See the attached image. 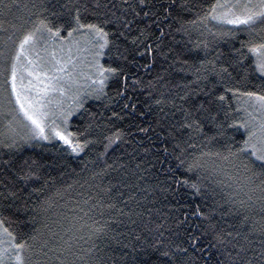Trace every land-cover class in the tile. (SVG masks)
Masks as SVG:
<instances>
[{
    "label": "trees",
    "instance_id": "obj_1",
    "mask_svg": "<svg viewBox=\"0 0 264 264\" xmlns=\"http://www.w3.org/2000/svg\"><path fill=\"white\" fill-rule=\"evenodd\" d=\"M215 3L0 0V92L24 36L48 32L43 20L68 37L77 8L81 23L109 33L102 64L119 70L68 123L91 142L82 152L29 140L0 111V224L30 246L25 264H168L163 252L196 264H264V177L259 162L237 153L247 139L244 93L264 95L248 51L264 42V25L213 19ZM7 126L16 134L4 140ZM189 236L199 238L195 251Z\"/></svg>",
    "mask_w": 264,
    "mask_h": 264
},
{
    "label": "rangeland",
    "instance_id": "obj_2",
    "mask_svg": "<svg viewBox=\"0 0 264 264\" xmlns=\"http://www.w3.org/2000/svg\"><path fill=\"white\" fill-rule=\"evenodd\" d=\"M220 2L231 5L236 0H220ZM240 2L243 3L244 0H240ZM218 21L228 23L227 20ZM98 45V39L94 38L88 29H79L73 32L72 36L66 38L40 29L34 34V42L25 46L26 55H21L17 63V89L21 91L22 95L30 96L34 100L37 95H43L44 107L43 109H39L38 115L41 112L46 113L45 116L41 117L48 125L45 129L46 134H51L50 127L52 121H55L63 129V114L71 113L67 119L68 131V123L81 107L83 101L86 98L97 97L99 95L100 85L98 82L102 77L98 72L97 64L103 66L102 60L106 47L100 49ZM18 49L19 46L17 51ZM98 52H102V54L97 56ZM14 57L10 63V68L14 62ZM29 60L32 61V64H29ZM29 72H33L34 74L29 75ZM9 75L11 77V73ZM37 76H39V80H37ZM105 76L103 88L107 81L108 73H105ZM10 77L8 80V91L0 92V111L3 114L8 115L9 113L11 115L12 125L17 126L22 136L25 132L29 140L47 141L34 135V125L25 117L24 113L20 110L19 104L15 101ZM21 83L23 84V88L20 87ZM48 84L54 85L55 90L49 91L47 94L37 92V86L43 88ZM7 92L12 98L13 112L10 111L9 106V110L6 107ZM241 104L240 115L242 120L256 125L264 120V108H261L260 102L255 98L248 97ZM10 127L7 126V128L3 129L2 139L8 140L7 136L9 138L14 137L13 135L16 134V130H12ZM52 139L60 140L59 137ZM13 244L15 242L0 224V249L8 250L7 254L3 256L4 264H16V253L12 250Z\"/></svg>",
    "mask_w": 264,
    "mask_h": 264
},
{
    "label": "snow or ice",
    "instance_id": "obj_3",
    "mask_svg": "<svg viewBox=\"0 0 264 264\" xmlns=\"http://www.w3.org/2000/svg\"><path fill=\"white\" fill-rule=\"evenodd\" d=\"M211 7H212V11L209 15H211L213 19L227 20L228 23L233 25H245L250 27L258 23L264 25V0H244L243 3H241L240 0H236V2L232 3L231 5H229L228 3H221L220 0H217V3L213 4ZM73 20L76 27L73 28L71 31H69L68 33L69 36H72L73 32L79 29L87 28L89 32L93 34L94 38L98 39L99 41L98 46L100 49H103L108 46L109 33L106 32L103 27H100L97 24L81 23L79 8H77L76 15L75 17H73ZM40 25L46 28L48 32L50 33L53 32L52 28L48 27L46 21L42 20L40 22ZM53 34L59 36L60 29L57 28ZM33 42H34L33 33H28L24 36V38L20 41L19 49L16 52V55L14 57V62L12 63L11 66L10 79L12 81V92L15 95V101L17 104H19L20 110L24 113L25 117L29 121H31L32 125H34L33 133L35 136H38L43 140H49L55 137H59V139L62 140L65 144L71 146L73 151L82 152L91 142L88 140H84L83 142H80L79 140L76 139L75 134L67 131V119L71 113L63 114V124H64L63 129H61V127L57 125L55 121H52L50 127L51 134H46L45 129L46 127H48V125L41 118L42 116H45L46 113L41 112L38 115L39 109H43L44 107L43 95H37V97L34 100L30 96L22 95L21 91L17 89V83H16L17 63L19 62L21 55H26L25 46ZM236 51L239 52V49H237ZM248 51L255 56L256 69L259 72L264 73V42L258 44H251V46L248 48ZM101 54L102 52H98L97 56ZM28 62L29 64H32L31 60H29ZM204 64L205 62L201 61V65L203 66ZM97 69L100 76L102 77L98 82L100 85L99 92L102 93L103 85L106 79L105 73L115 74L119 70L116 68L105 69L102 65L99 64H97ZM202 70H203L202 67H198L195 69L194 74L200 73ZM25 71H27V69H25ZM213 71H215V69H213ZM227 72H228V68L221 67L220 72L216 74L222 76L223 73H227ZM33 74H34L33 72H29V75H33ZM199 78L200 77L197 76V79ZM206 78L207 77H205V79ZM37 80H39V76H37ZM20 87L23 88L22 83ZM36 90L38 93L47 94L49 91H54L55 86L51 84L45 85L43 88H39L37 86ZM228 91L232 92L233 89H228ZM235 91H238V89ZM244 95L248 96L249 98H255L257 101L260 102L261 108H264V95H260L259 93H255V92H247L244 93ZM219 99L224 100L225 97L220 96ZM157 103H159V101H157ZM194 123L197 124L199 130V122L196 121ZM239 123H240V127H242L247 133L248 138L243 141L244 146L237 149V153L241 155H246V157L249 159V163H251L253 167H255L256 163L259 162L260 172L258 173V175L264 177V120H262L258 125L254 123L250 124L247 121H243ZM187 126L191 128L193 125L189 124ZM120 136L121 133L119 132V130H117L113 134V136L106 137V139L108 140L110 145L115 140L120 139ZM107 146L108 145H106L105 147ZM230 155H234V154L230 153ZM253 157L255 158L254 160L251 159ZM245 171H248L247 166H245ZM36 175L37 174L35 172H31L30 174L25 175L23 178L25 180H29ZM261 184H264V180L261 181ZM192 187L197 191H199V189L195 184H193ZM261 192L264 193V188H261ZM260 199L262 203H264V196H262ZM262 210H264V208H262ZM200 215L203 216L204 213L201 212ZM212 227H214V225ZM201 235H203V233ZM216 238L218 242H222V234L218 233ZM35 239L36 237L34 236L33 240ZM198 240H199L198 237L189 236L190 246L193 247L194 251H195V245L197 244ZM28 247L30 246L25 243L12 245V250L16 253L15 255L16 264H25V258L23 255H21V253ZM199 250L203 251V249H199ZM180 251L183 254L187 255L188 248L185 247L183 249H180ZM7 252H8L7 249H0V264H4L3 256L7 254ZM161 256L168 258V264H196V261L192 259L181 261L174 254H170L169 252H163L161 253Z\"/></svg>",
    "mask_w": 264,
    "mask_h": 264
}]
</instances>
